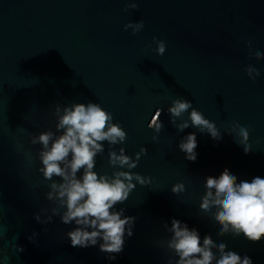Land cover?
Wrapping results in <instances>:
<instances>
[{"label": "water", "instance_id": "water-1", "mask_svg": "<svg viewBox=\"0 0 264 264\" xmlns=\"http://www.w3.org/2000/svg\"><path fill=\"white\" fill-rule=\"evenodd\" d=\"M178 99L214 122L222 139L192 126L191 109L171 116ZM90 102L126 132L122 142L101 141L94 171L127 172L135 185L115 206L135 218L115 260L99 245H71L76 225L62 222L51 187L62 178L44 177L43 146L33 142L62 134L63 110ZM240 127L248 128L246 144ZM188 133L197 136L195 161L179 148ZM121 149L135 167L111 163ZM225 170L238 181L264 177V0H0V264H177L172 218L197 229L201 245L211 238L217 259L224 244L264 264V238L222 231L216 209L201 207L206 178Z\"/></svg>", "mask_w": 264, "mask_h": 264}, {"label": "clouds", "instance_id": "clouds-1", "mask_svg": "<svg viewBox=\"0 0 264 264\" xmlns=\"http://www.w3.org/2000/svg\"><path fill=\"white\" fill-rule=\"evenodd\" d=\"M142 26L143 21L136 25V29ZM165 51L166 43L160 41L157 52L163 55ZM168 112L173 117L188 112L192 126L207 130L213 140L222 139L216 124L193 108L190 101L175 100ZM160 114L161 110H156L155 117ZM111 120V114L97 103L75 104L66 107L59 116L57 129L62 130V134L56 136L50 131L43 132L33 142L43 146L40 160L44 177L49 180L53 176L62 178L61 183L54 182L51 187L65 208L62 222H74L76 225L67 234L71 245L82 248L99 245L100 251L108 254V260H115V254L123 251L125 236L133 235L135 220L134 217L125 216L123 208L115 210V206L128 199L135 185L131 183L133 176L127 172H117L113 178H109L94 171L95 158L103 150L101 141L115 144L124 141L126 137V132L118 124L110 123ZM151 123L156 125L157 130L162 127V123H157L155 119ZM177 127L182 131L189 127V121ZM239 135L241 143L246 144L248 128L240 127ZM197 146L196 133H188L179 143L180 150L190 161L197 159ZM244 151L247 154L250 148L245 146ZM111 163L135 167L130 157L124 155L123 149L120 155L111 153ZM81 169L82 175L78 176ZM135 179L140 183L145 182L139 174ZM205 186L207 193L201 207L206 212L216 209V220L222 225V231H228L231 227L236 234H243L252 242L264 238V177L255 176L250 181H238L235 174L225 170L219 176H208ZM182 187L175 185L172 190L175 192ZM52 195L50 193L49 198ZM36 218L39 220V216ZM170 231L173 237L169 247L179 256L177 264H213V261L215 264H253L247 255L241 258L234 251H224V244L219 246L221 256L217 259L212 251L216 245L211 238H205L201 245L198 230L190 229L186 222L176 218H172Z\"/></svg>", "mask_w": 264, "mask_h": 264}]
</instances>
